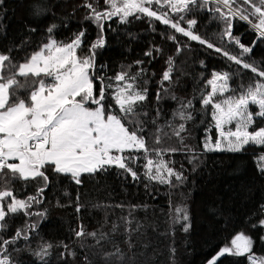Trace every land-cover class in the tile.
<instances>
[{
  "label": "trees",
  "instance_id": "16d2710c",
  "mask_svg": "<svg viewBox=\"0 0 264 264\" xmlns=\"http://www.w3.org/2000/svg\"><path fill=\"white\" fill-rule=\"evenodd\" d=\"M253 2L258 4V0ZM86 3H93L98 10L105 7L103 0H0V53L18 65L48 41L47 29L56 25L51 37L60 42H69L84 31L79 55H87L100 30L85 19L89 15ZM213 7L210 2L182 13L181 26L187 30V21L195 20L191 26L194 34L230 55H239L238 39L252 48L245 62H255L264 70V40H258L252 26L238 17L231 20L235 39L223 36L226 25ZM162 10L168 11L173 22L178 19L166 6ZM103 36L105 44L96 50V75L112 78L122 69L132 74L143 70L139 83L147 89V99L138 111L147 146L177 149L165 153L163 159L185 179L180 183L173 178L171 185L149 182L144 177L143 158L132 165L138 180L118 168L82 174L80 184L69 174L47 168V187L40 178L9 177L7 187L19 199L37 195V189L44 187L38 197L41 202L29 209L31 214H10L0 221V242L13 238L18 230L22 232L15 243L5 246L11 264H206L222 247L231 246V239L241 232L252 240L251 256H263L264 161L260 157L264 156V146L249 145L235 153L204 152L206 136L217 132L211 107L205 109L199 102L210 91L207 81L215 72L230 74L229 85L234 91L228 94L238 95L241 86L246 88L260 78L155 19L129 17L121 23L114 18L106 22ZM147 52L151 55H145ZM169 57L173 60L172 82L162 84ZM19 95L27 98L23 90ZM189 100L193 107L187 111L192 119L182 121L173 114ZM106 102L117 110L111 96ZM180 123L185 124L182 141L173 135ZM263 124L264 120L257 118L251 129ZM158 129L162 137L159 145L155 143ZM4 187L0 181V190ZM177 207L186 209L187 222H173ZM185 223L190 224L188 231H184ZM81 229L84 235L78 237ZM93 232L95 237L89 235ZM45 245L52 247L41 261L35 253ZM217 264H250L249 254H225Z\"/></svg>",
  "mask_w": 264,
  "mask_h": 264
},
{
  "label": "snow or ice",
  "instance_id": "6c2138e0",
  "mask_svg": "<svg viewBox=\"0 0 264 264\" xmlns=\"http://www.w3.org/2000/svg\"><path fill=\"white\" fill-rule=\"evenodd\" d=\"M96 2L99 3V0ZM103 2L105 7L100 10L93 3L84 5L89 9V15L85 19L92 21L100 30L97 40L88 46L87 55L78 54L84 44V31H80L69 42H60L51 37L56 25L47 29L48 41L18 65L12 63L9 55L0 53V181L5 184L3 190H0V221H4L10 214H31L29 209L33 204L41 202L38 197L43 193L44 187H47L48 177L44 171L47 168L59 174L71 175L76 184L81 183L82 174H94L110 168H118L133 180H138L140 177L132 165L143 158L144 177L149 182L171 185L173 178L180 183L185 179L182 172H177L163 159L165 153H174L177 149H149L147 146L145 128L138 111L147 99V89H142L139 83L143 70L132 74L122 69L112 78L96 75V50L104 46L105 24L114 18L121 23L126 22L129 17H146L149 21L155 19L190 41H197L214 49L228 61L244 70H250L255 77L260 78L246 88L241 86L237 95L228 94L234 91L229 85L231 76L228 72L213 73L212 78L207 81L210 91L199 102L205 109L211 107V118L218 133L215 139L210 135L206 136L203 142L204 152L235 153L243 151L249 145L264 146V126L250 130L257 118L264 120V70L255 66V62L247 63L244 60L252 48L245 47L236 39L235 43L241 51L238 56L230 55L228 51L215 47L194 34L191 26L196 24L195 20L187 21V30L180 24L184 19L182 13L189 12L194 7H206L211 2L214 5L212 11L218 13L217 18L226 25L223 36L235 39L231 33V20L238 17L252 26L258 33V40H264V0H258V4L253 0ZM153 5L158 6V9L153 10ZM164 6L177 14L175 22L168 11L162 10ZM169 39L176 41L175 36H170ZM180 51L177 42V53ZM145 55L150 56L151 52ZM167 63V70L162 74V84L172 82L171 57ZM21 79L24 83H21ZM106 79H109L108 83H105ZM21 90L27 93L26 99L20 97ZM109 96L114 100L116 111H113L112 104L106 102ZM160 98L157 93V100ZM192 107V101L189 100L173 115L182 121L191 120V112L187 109ZM251 107L257 109L255 113ZM159 131L158 129L155 137L157 145L162 143ZM184 131L185 124L180 123L173 130V135L182 141L181 133ZM150 152L151 156L148 155ZM260 160L264 161V156ZM261 170L264 171V168ZM9 177L22 180L40 178L45 181V185L37 189V195L19 199L7 187ZM175 213L174 223L188 221L185 208L177 207ZM127 222L131 223L130 220ZM260 224L264 225V220ZM189 227L190 224L185 223L184 231H188ZM21 235L22 232L18 230L13 238L0 242V264H11L9 256L5 254V246L15 243ZM76 235L83 236V229ZM89 235L95 237L96 233ZM24 238L27 239L26 236ZM230 245L222 247L208 264H217L218 259L225 254L243 256L248 253L249 259H253L252 240L243 232L236 234ZM51 247L45 245L35 255L43 261ZM260 264H264V261H260Z\"/></svg>",
  "mask_w": 264,
  "mask_h": 264
},
{
  "label": "rangeland",
  "instance_id": "374dc122",
  "mask_svg": "<svg viewBox=\"0 0 264 264\" xmlns=\"http://www.w3.org/2000/svg\"><path fill=\"white\" fill-rule=\"evenodd\" d=\"M55 39V38H54ZM57 40V39H56ZM58 41V40H57ZM39 50V49H38ZM79 54V53H78ZM215 73H221V72H215ZM252 108V107H251ZM253 113H255V111H253ZM264 126V124L262 125ZM230 127H233L234 128V125H231ZM252 130V129H250ZM217 132V130H216ZM218 135V133L216 135H213V139L216 138V136ZM211 136V135H210ZM253 259H250V264H260V261H264V255L263 256H252ZM208 264V262L206 263Z\"/></svg>",
  "mask_w": 264,
  "mask_h": 264
}]
</instances>
